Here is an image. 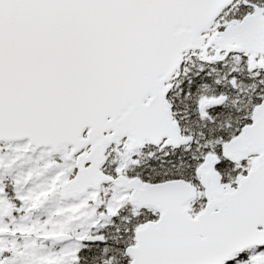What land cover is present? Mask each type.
<instances>
[{"label":"snow or ice","instance_id":"1","mask_svg":"<svg viewBox=\"0 0 264 264\" xmlns=\"http://www.w3.org/2000/svg\"><path fill=\"white\" fill-rule=\"evenodd\" d=\"M0 264H264V0H0Z\"/></svg>","mask_w":264,"mask_h":264}]
</instances>
